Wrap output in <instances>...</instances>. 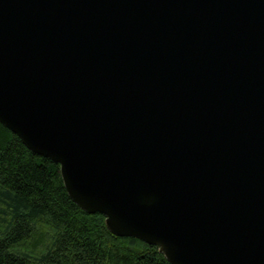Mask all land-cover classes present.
<instances>
[{"label": "water", "instance_id": "obj_1", "mask_svg": "<svg viewBox=\"0 0 264 264\" xmlns=\"http://www.w3.org/2000/svg\"><path fill=\"white\" fill-rule=\"evenodd\" d=\"M0 122L113 234L264 264V0H0Z\"/></svg>", "mask_w": 264, "mask_h": 264}, {"label": "trees", "instance_id": "obj_2", "mask_svg": "<svg viewBox=\"0 0 264 264\" xmlns=\"http://www.w3.org/2000/svg\"><path fill=\"white\" fill-rule=\"evenodd\" d=\"M0 264H171L159 248L120 237L106 216L69 196L60 165L0 122Z\"/></svg>", "mask_w": 264, "mask_h": 264}]
</instances>
